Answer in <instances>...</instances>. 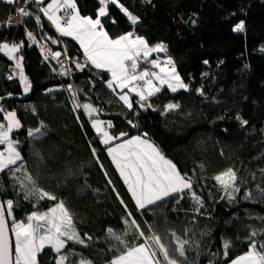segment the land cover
I'll list each match as a JSON object with an SVG mask.
<instances>
[{
  "label": "trees",
  "instance_id": "1",
  "mask_svg": "<svg viewBox=\"0 0 264 264\" xmlns=\"http://www.w3.org/2000/svg\"><path fill=\"white\" fill-rule=\"evenodd\" d=\"M119 2L139 18V23L132 26L119 8L110 5V18H101L105 30L113 38L134 31L150 46L166 45L167 52L161 54L173 59L189 90L172 93L164 88L150 98L156 111L134 104L135 112H130L118 95L107 88L108 74H96L90 66L82 72L75 69L72 59L84 62L78 43L60 37L36 6L28 4L41 16L42 27L32 16L29 20L19 18L23 22L10 28H0V41L23 42L24 47L17 55L24 56L25 75L32 85L28 97L23 99L19 77L7 79L16 71L14 62L0 53V97H4L0 106L16 111L23 124L14 137L20 140L25 169L40 188L65 203L81 236L86 233L92 237L89 248L72 247L86 254L94 264H107L115 254L109 251L116 242L109 239L107 228L111 227L117 234L126 228L134 232L123 223L128 216L117 192L132 211V218L138 219L145 231L151 224L165 237V243L171 240L172 231L189 241L186 247L192 250L186 253V264H209V260L227 264L212 255L222 253V238L235 245L231 250L234 257L247 250L244 240L251 231L264 228V52L260 51L264 48V0ZM77 4L82 16L96 18L98 0H77ZM15 7L0 0V21L16 17ZM241 20L245 22V31L233 32V26ZM28 31L47 50L66 51L72 58L68 59L72 73L60 76L57 62L49 58L46 61L40 46L30 44ZM53 39L58 43L53 44ZM68 84L76 91L77 102L92 103L102 110L98 118L111 121L115 125L111 131H126L130 136L146 132L166 158L193 179V189L204 203L199 213L196 212L199 206L186 197L179 203L170 200L163 207L145 210L141 215L104 146L98 143L89 118L82 108L73 111V96L65 90ZM197 89H202L204 94L200 95ZM132 99L138 98L133 95ZM168 103L180 107L162 114L160 109ZM2 116L0 113V121ZM237 117L247 124L241 125ZM128 120L138 127L132 128ZM41 122L46 125L42 129L45 134L36 140L28 137L27 129H34ZM92 147L97 149L100 163ZM230 167L237 172L240 188L232 201L213 179ZM16 176L23 180L22 173ZM0 184H3L1 199L13 200L18 221L38 209L46 211L56 203L45 199L34 207L36 196L25 199V190L9 175L0 174ZM245 193H251L250 198L245 199ZM127 239L131 241L133 236L130 234ZM255 239L264 240V236L258 233ZM51 256L43 264H54Z\"/></svg>",
  "mask_w": 264,
  "mask_h": 264
},
{
  "label": "snow or ice",
  "instance_id": "2",
  "mask_svg": "<svg viewBox=\"0 0 264 264\" xmlns=\"http://www.w3.org/2000/svg\"><path fill=\"white\" fill-rule=\"evenodd\" d=\"M2 2L16 6L14 9L16 17L9 16L6 20L0 21V28H10L14 23L23 22L18 18L31 16H35L36 23L42 27L41 16L27 7L28 4L36 6L37 12L42 13L43 17L54 26L59 36L71 37L79 44L84 62L72 59L66 51L61 53L51 49L48 50L47 55H44V59L47 61L50 55L61 65L58 73L60 76H68L72 72V69L66 67L61 61L62 55L66 59H72L76 70L82 72L90 66L96 70V74H108V78L105 79L107 88L113 94L118 95L119 101L130 112H135L134 104H138L144 110L151 108L156 111L157 109L149 102L150 98L157 96L165 87L172 93L189 90V85L177 72L175 62L171 57L163 61L158 56L151 58L153 53H166V45L160 43L150 46L144 37L136 35L134 31H128L113 38L105 30L101 18L109 17L110 5L119 8L132 26L139 23V18L119 0H98V13L95 19L81 15L77 0H51L46 5L45 0H2ZM112 23L115 24L116 21L113 19ZM232 30L236 33H243L245 22L239 21ZM26 35L32 44L37 43L31 31H28ZM52 43L56 44L58 41L53 39ZM23 47V42H8L7 39L0 41V53H3L7 60L14 62L16 69L7 76V79L13 80L18 76L19 84L26 95L31 91L32 85L25 75L24 56L17 55ZM260 51L264 52V48ZM41 52L44 53L43 48ZM204 63L208 64V61L205 60ZM141 64H147L149 67L142 68ZM150 69H158V71ZM65 90L73 96V111L82 108L89 118L91 127L99 138L98 143L104 146L111 163L126 185L136 210L141 215L145 214V210L154 211L155 208L163 207L170 200L179 203L186 197L199 206L196 209L199 213V208H203L204 203L193 189V179L182 174L177 165L166 158L158 146L147 138L146 132L130 136L126 131H111L115 125L111 121L98 118L101 109L93 106L92 103L77 102V93L71 84H68ZM197 92L200 95L204 94L202 89H197ZM133 95L138 99L134 101ZM3 99L4 97H0V100ZM179 107V104L168 103L160 111L166 115ZM0 113L3 114L2 121H0V146H3L0 150V174L16 179L20 188L25 190V199L36 196L34 207L39 201L45 199L56 202L46 211L38 209L27 215L26 219L19 221L14 216L13 200L7 199L0 202V264H43V261L48 259L52 253L55 254L51 256L54 264H94L86 254L72 247V245H79L87 249L90 247L88 241H91L92 237L86 233L83 237L81 236L74 217L65 203L62 200L58 201L56 195L40 188L36 180L25 169L24 157L20 151V140L14 137V133L23 127L16 111H8L0 106ZM33 114H35V109H33ZM77 119L79 120L80 117L78 116ZM237 120L241 125L247 124V121L240 117H237ZM128 124L132 128L138 127L133 120H128ZM45 127L46 125L41 122L34 129L28 128L27 136L34 140L40 139L45 134L42 131ZM92 153L97 157V163H100L95 147H92ZM101 168H103L102 164ZM17 173H22L23 180L16 176ZM213 179L227 195L229 201L236 199L235 194L240 192V188L237 185V172L233 168H227L215 175ZM109 183L111 184L112 181L109 180ZM0 191H3V184H0ZM113 191L116 189L114 188ZM244 196L245 199L250 198L251 193H245ZM117 198L127 211L128 218H125L123 223L133 228L134 232L130 233L126 228L122 234H117L111 227L107 228L109 239L116 242L109 248V251L115 254L107 264H186L188 261L186 253L192 250L190 246L186 247L189 245L188 240L182 239L175 231H172L171 240L165 243V237L151 224L144 221L148 224L147 231H145L138 219L132 218V211L128 210L124 199L118 192ZM9 218H11V226H9ZM258 233L264 236V228L249 233L244 240L247 250L242 254L233 257L231 250L235 245L231 240L222 238V253L217 252L212 255L226 261L227 264H264V240L255 239ZM130 234L133 236L131 241L127 239ZM197 254L199 255V252ZM72 257H77V259L73 260ZM209 264H215V261L209 260Z\"/></svg>",
  "mask_w": 264,
  "mask_h": 264
},
{
  "label": "built area",
  "instance_id": "3",
  "mask_svg": "<svg viewBox=\"0 0 264 264\" xmlns=\"http://www.w3.org/2000/svg\"><path fill=\"white\" fill-rule=\"evenodd\" d=\"M27 7L29 8L30 11L34 12V11L32 10V8H30L29 5H27ZM31 17H32V16H31ZM31 17H25V18H26V20H29ZM18 19H19V18H18ZM28 41L30 42V44H32V42H31L30 40H28ZM33 45H39V46H40V49H41V48L44 49V53H43V54H44V55H47V54H48V50H47V48L45 47V45H44L43 42L38 43V41H37V43H36V44H33ZM49 59L53 60V59L51 58L50 55H49ZM60 59H61V61H63V63L65 64L66 67L70 68V61H68V59H66L65 56L61 57ZM54 61H55V60H54ZM55 62H57V61H55ZM57 64H58V63H57ZM58 65H59V68L61 69V65H60V64H58ZM71 73H72V72H71ZM71 73H70V74H71Z\"/></svg>",
  "mask_w": 264,
  "mask_h": 264
},
{
  "label": "crops",
  "instance_id": "4",
  "mask_svg": "<svg viewBox=\"0 0 264 264\" xmlns=\"http://www.w3.org/2000/svg\"><path fill=\"white\" fill-rule=\"evenodd\" d=\"M51 2V0H45V5L47 4V3H50ZM45 18V17H44ZM47 20V19H46ZM48 23H49V25L51 26V28H53L54 30H55V28H54V26H52L51 25V23L48 21ZM57 33V32H56ZM58 34V33H57ZM59 35V34H58ZM61 37V36H60ZM67 38H70L71 39V37H67ZM79 45V44H78ZM82 50V49H81ZM159 57L160 58V60L161 61H163V60H165V59H167L166 57H164V55H162L161 53H153L152 54V57L151 58H156V57ZM141 67L142 68H148L149 67V65H147V64H141ZM150 70H153V71H158V69H150ZM166 88V87H165ZM125 91H127V90H125ZM117 92H119V90H117ZM110 158V157H109ZM115 167V166H114ZM119 174V173H118ZM126 186V185H125ZM127 188V187H126Z\"/></svg>",
  "mask_w": 264,
  "mask_h": 264
},
{
  "label": "water",
  "instance_id": "5",
  "mask_svg": "<svg viewBox=\"0 0 264 264\" xmlns=\"http://www.w3.org/2000/svg\"><path fill=\"white\" fill-rule=\"evenodd\" d=\"M21 87H22V86H21ZM22 96H24L23 99H26V98L28 97V94L25 95L24 92H23V93H22ZM0 202H3L2 199H1V196H0Z\"/></svg>",
  "mask_w": 264,
  "mask_h": 264
},
{
  "label": "rangeland",
  "instance_id": "6",
  "mask_svg": "<svg viewBox=\"0 0 264 264\" xmlns=\"http://www.w3.org/2000/svg\"><path fill=\"white\" fill-rule=\"evenodd\" d=\"M2 150V149H1Z\"/></svg>",
  "mask_w": 264,
  "mask_h": 264
}]
</instances>
